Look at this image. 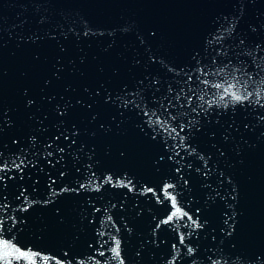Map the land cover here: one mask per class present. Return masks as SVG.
Here are the masks:
<instances>
[{
    "label": "water",
    "instance_id": "obj_1",
    "mask_svg": "<svg viewBox=\"0 0 264 264\" xmlns=\"http://www.w3.org/2000/svg\"><path fill=\"white\" fill-rule=\"evenodd\" d=\"M0 264H264V0H0Z\"/></svg>",
    "mask_w": 264,
    "mask_h": 264
},
{
    "label": "snow or ice",
    "instance_id": "obj_2",
    "mask_svg": "<svg viewBox=\"0 0 264 264\" xmlns=\"http://www.w3.org/2000/svg\"><path fill=\"white\" fill-rule=\"evenodd\" d=\"M237 100H239V99H241V97H239V96H237V97H235ZM65 139H67V137H65ZM61 151H62V149H61Z\"/></svg>",
    "mask_w": 264,
    "mask_h": 264
}]
</instances>
